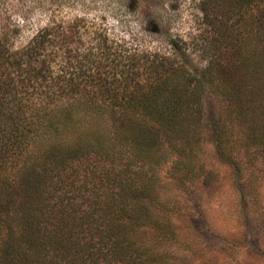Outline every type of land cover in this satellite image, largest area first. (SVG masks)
Wrapping results in <instances>:
<instances>
[{"label": "trees", "instance_id": "16d2710c", "mask_svg": "<svg viewBox=\"0 0 264 264\" xmlns=\"http://www.w3.org/2000/svg\"><path fill=\"white\" fill-rule=\"evenodd\" d=\"M197 2L171 53L104 38L84 69L51 26L0 46V264H191L176 221L214 184L202 147L261 201L264 0Z\"/></svg>", "mask_w": 264, "mask_h": 264}, {"label": "rangeland", "instance_id": "374dc122", "mask_svg": "<svg viewBox=\"0 0 264 264\" xmlns=\"http://www.w3.org/2000/svg\"><path fill=\"white\" fill-rule=\"evenodd\" d=\"M199 18L197 0H0V46L20 48L46 26L64 27L67 57L83 68L89 58L100 61L104 38L127 55L171 53L173 42H188ZM191 66L201 69L204 62L195 54ZM210 152L202 147L200 162L212 166L213 186L180 193L187 207L176 224L191 242V264H264V191L260 202H251Z\"/></svg>", "mask_w": 264, "mask_h": 264}]
</instances>
